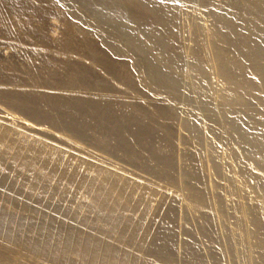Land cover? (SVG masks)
<instances>
[{"label":"rangeland","instance_id":"rangeland-1","mask_svg":"<svg viewBox=\"0 0 264 264\" xmlns=\"http://www.w3.org/2000/svg\"><path fill=\"white\" fill-rule=\"evenodd\" d=\"M200 1L175 3L188 11L190 19L207 24ZM239 2L242 6L246 3ZM45 4V0H25L26 9L18 20L30 34L17 29L16 18H8L7 34L0 33V70L15 78L0 79V91L16 96L39 90L59 98L99 102L103 96H116L123 99L122 106L134 104L151 115L163 108L168 114L152 115L150 122L143 120V125L126 131L124 143H117L101 134L104 130L87 106L73 109L65 117L85 118L79 128H73L67 121L53 120L56 111L51 107L44 108L49 118H42L34 114L35 108L15 105L0 94V264H264V234H255L254 225L238 210L236 175L225 162L223 174L211 176L208 167L211 137L221 139L220 158L229 152L236 156V137L223 123L237 117L238 121L248 120L251 112L240 105L230 113L211 105L216 114L213 119L215 114L207 112L208 104L196 100L198 94L187 80L190 57L184 71L187 78L178 90L158 86L154 78H148L151 75L140 53L128 51L109 29L100 28L97 10L75 0ZM66 16H71L74 28L68 27ZM69 37L73 51L63 47ZM174 43L189 52L197 45L188 30L178 34ZM90 47L102 56L99 62ZM110 47L116 54L109 52ZM200 58L207 57L202 53ZM107 61L125 66L130 75L127 85L121 86L105 69ZM29 67L34 68L37 82L30 79ZM79 71L97 84L59 85L56 81H68ZM189 97L192 101H187ZM104 114L111 116L112 112ZM187 120L200 128L201 140L187 130ZM251 124L263 129L260 139L264 140V121L256 119ZM164 129L171 131L170 136L164 135ZM137 131H153V144L167 145L171 157L168 175L151 169L156 167L153 147L141 142ZM119 145L135 159L118 150ZM246 148L240 146L242 153H247ZM185 155L196 168L193 187L206 195L201 202L203 218L189 209L193 195L181 193L186 183ZM242 170L256 173L255 168ZM111 182L127 201L111 191ZM261 184L264 189V179ZM147 185L160 194H151ZM248 195L251 202L261 205L258 198ZM217 200L226 203L231 219L222 217ZM263 211L256 219L264 228ZM133 227H138V233H130ZM248 231L253 236L251 242Z\"/></svg>","mask_w":264,"mask_h":264},{"label":"bare ground","instance_id":"bare-ground-1","mask_svg":"<svg viewBox=\"0 0 264 264\" xmlns=\"http://www.w3.org/2000/svg\"><path fill=\"white\" fill-rule=\"evenodd\" d=\"M75 1L80 2L86 8L97 10L99 14L97 21L100 28L102 30L109 29L119 42L120 40L124 42V45L129 48L128 51L140 53L139 57L142 58L145 69H148L151 75L148 78H154L155 82H157L156 85H164L165 87L178 90L182 80L187 78L184 71L187 68L186 63L189 61L187 58L190 57L189 71L191 75L187 80L191 83L190 87L198 94L195 97L196 100L208 104L209 107L206 108L208 113H211V115L215 114L210 108L211 105L221 106L224 111L229 113L233 111L235 105H240L251 112L248 120L238 121L237 117L236 119H228L226 123H223L227 130L236 137V143L238 144L236 148L239 151L236 156L229 152L230 154L228 153L227 156L222 157L223 161L221 163L219 161L221 139L211 137L212 143L208 151L210 159L208 167L210 168L211 176L214 175V172L223 174L222 166L225 162L229 172L236 175L234 196H236L238 210L243 214L241 216H244L250 224L254 225L255 234H264V228L256 219L262 215L259 213L264 209V189L261 186V179H264V140L260 139L263 129L251 124L256 119L264 121V109L262 110L261 108V104L264 105V0H244L246 1L244 6L241 5L239 0H202L200 1L202 12L199 11L202 14V18L207 20V24L190 19L188 11L178 7L175 0ZM45 3L46 6H49L52 4V0H45ZM25 9V0H0V33L7 34L6 24L8 18H16L17 29L22 34H30L22 26L23 23L21 24L20 20H18ZM37 11L41 15L44 14L42 9ZM66 23L70 29L75 27L71 16H66ZM127 25L130 26L126 27ZM187 30L197 43L190 52L188 49H179L174 43L178 34L187 33ZM71 46V38L69 37L68 40H65L63 47L66 51H73ZM90 50L99 62L102 56L96 54L95 47H90ZM109 52L116 54L113 47H110ZM202 53L207 57L204 60L200 58ZM118 64L114 63V61H107L103 65L106 70L116 76L117 80L121 82V86L127 85L130 81L129 72L123 64ZM33 69L32 67L28 68L30 79L33 82H37L36 73ZM249 74L255 76L251 77ZM4 78L8 80L15 79L14 77L4 76L0 70V79ZM56 81L59 85L78 82L97 84L84 71L71 75L68 81L60 78ZM0 94L7 95L9 100L15 105H20L30 110L35 108L34 114L42 118H49L44 108L51 107L56 111L54 117H52L53 120L63 123L67 121L68 125L73 128H79L82 124L81 121H84L85 118L80 120V117L69 119L65 117L69 115L71 110L87 106L88 108L86 109L91 111V116L96 120V123L103 128L104 131L101 134L113 137L117 143H124L126 131L129 132L130 128L141 124L140 122L143 120L150 122L152 115L161 116V114H168V111L163 108H157L155 110L156 113L154 112L151 115V113H145L141 107H135L134 104H131L130 107L122 106L123 99L116 96H103L100 102L97 100L96 102L79 97L67 96L59 98L57 94H48L39 90L25 92L16 96H13V94L10 96L7 91H0ZM173 97L177 96L173 95ZM192 99L193 97H189L187 101H192ZM104 111H110L112 115H105ZM136 115L137 117H135ZM215 116L216 114L213 119ZM206 118L209 119L208 117ZM184 124L195 139H202L203 136L198 126H195L189 120ZM163 131L166 137L170 136L171 131L167 129ZM137 132L141 142L151 144L153 147L156 167L154 165L151 169H155L158 174L168 175L170 171L168 164H170L171 157L169 156L170 151L167 145L159 141L153 144L152 139L155 137L153 131ZM101 136L99 137L101 138ZM241 145L247 147V153H242ZM117 149L124 152L129 158L135 159V155L132 152L124 150L120 145ZM243 156L246 159L245 161L242 159ZM239 157L241 159H238ZM88 166L91 167L90 164ZM241 168L249 170H254L255 168L256 173L254 172L251 175L245 172L246 170L243 173ZM184 169L186 183L181 193L184 196L193 195V200L190 201V199V202L188 201L189 209L196 216L202 217L201 202L206 195L203 190L200 191L193 187L192 183L196 177V168L188 155L184 157ZM146 187H148L151 194H160L155 188L148 185ZM110 189L117 194L119 199L127 201V197L115 183H110ZM247 195H253L258 198L262 202L261 205L251 202L250 199L252 197H247ZM220 201L217 200L215 203L220 214L224 219H231L232 212L226 206V203H221L222 201ZM133 232L138 233V227H133L130 233L133 234ZM247 236L251 242L253 236L249 231Z\"/></svg>","mask_w":264,"mask_h":264}]
</instances>
